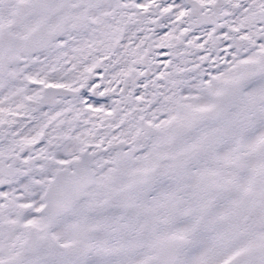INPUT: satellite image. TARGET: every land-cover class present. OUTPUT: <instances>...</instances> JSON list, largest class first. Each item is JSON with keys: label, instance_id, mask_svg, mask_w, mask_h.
Returning <instances> with one entry per match:
<instances>
[{"label": "snow or ice", "instance_id": "obj_1", "mask_svg": "<svg viewBox=\"0 0 264 264\" xmlns=\"http://www.w3.org/2000/svg\"><path fill=\"white\" fill-rule=\"evenodd\" d=\"M0 264H264V0H0Z\"/></svg>", "mask_w": 264, "mask_h": 264}]
</instances>
